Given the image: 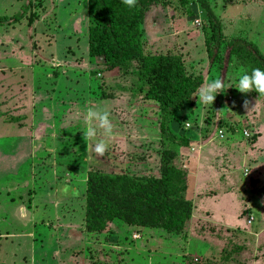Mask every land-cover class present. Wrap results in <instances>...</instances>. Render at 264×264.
Instances as JSON below:
<instances>
[{
  "label": "rangeland",
  "instance_id": "rangeland-1",
  "mask_svg": "<svg viewBox=\"0 0 264 264\" xmlns=\"http://www.w3.org/2000/svg\"><path fill=\"white\" fill-rule=\"evenodd\" d=\"M156 1L141 35L131 39L140 45L138 56L133 48L122 67L104 71L88 56V0H0V132L21 138L15 157L0 153V264H264V94L236 90L251 64L232 62L224 71L231 40L264 57V0H206L222 30L213 64L197 1ZM158 55L179 56L187 73L204 82L225 74L224 93L212 105L200 101L198 90L170 123L174 135L202 142L200 150L216 148L200 193L193 185L198 158L161 136L159 106L145 98L143 66ZM14 98L23 103L18 112L9 106ZM89 108L110 113L111 137L98 126L95 139L84 134ZM4 124L23 126L24 137ZM100 139L108 150L97 158L85 147ZM166 151L189 179L193 210L184 232L120 219L89 232V177H159ZM209 199L216 213L199 204Z\"/></svg>",
  "mask_w": 264,
  "mask_h": 264
},
{
  "label": "trees",
  "instance_id": "trees-1",
  "mask_svg": "<svg viewBox=\"0 0 264 264\" xmlns=\"http://www.w3.org/2000/svg\"><path fill=\"white\" fill-rule=\"evenodd\" d=\"M196 1L202 20L208 23L204 25V31L210 33L205 46L213 64L218 57L222 41L221 24L206 0ZM157 5L159 4L156 0H137L134 8H128L122 0H88L89 59L101 60L103 70L112 71L122 67L130 59L131 49H137V57L140 45L138 41L131 39L141 35L140 27L149 9ZM32 22L30 17V23ZM227 48L225 74H228L232 62L237 66L245 63L264 69V57L258 53L255 46L241 39H234L228 43ZM143 69L148 86L145 98L155 101L159 106L161 136L170 144L177 143L182 148L188 147L191 137H178L171 133L170 123L203 85V77L189 75L182 59L173 55L153 56ZM225 74L221 72L219 79L223 81ZM164 154L159 177L90 176L86 229L89 232L106 231L114 219H120L133 227L181 235L193 210L191 202L186 199L189 179L178 164L179 158H175L174 152L166 151Z\"/></svg>",
  "mask_w": 264,
  "mask_h": 264
},
{
  "label": "clouds",
  "instance_id": "clouds-1",
  "mask_svg": "<svg viewBox=\"0 0 264 264\" xmlns=\"http://www.w3.org/2000/svg\"><path fill=\"white\" fill-rule=\"evenodd\" d=\"M122 3L128 8H134L137 0H122ZM224 83L220 79L213 80L199 89V99L205 105H212L218 94L224 93ZM237 91L240 93L255 92L258 95L264 94V69L253 68L250 71H243L237 81ZM247 107V103H245ZM85 120L88 123L86 132L84 133L90 140L97 137V126L103 130L106 137L113 134V123L110 119L108 111H100L89 108L87 110ZM96 126H93V125ZM89 153H95L97 158L103 157L108 150V144L104 139L97 140L95 143L86 145Z\"/></svg>",
  "mask_w": 264,
  "mask_h": 264
},
{
  "label": "crops",
  "instance_id": "crops-1",
  "mask_svg": "<svg viewBox=\"0 0 264 264\" xmlns=\"http://www.w3.org/2000/svg\"><path fill=\"white\" fill-rule=\"evenodd\" d=\"M203 76V75H202ZM208 82L206 81V79H205V82L203 83V85H205V84H207ZM202 85V86H203ZM201 86V87H202ZM200 87V88H201ZM199 88V89H200ZM198 89V90H199ZM198 92V91H197ZM23 103L22 102H20V101H17V98H14L12 101H10L9 102V106L10 107H14V105H15V107L17 108V112H18V107H20V108H22L23 107V105H22ZM5 125V124H4ZM6 126V128H11V129H17L18 130V132L19 131H21V133H20V135L18 134V137L19 136H21L22 138L24 137V128H23V126H21V125H16L15 127H12L13 125H11V126H9L8 124H6L5 125ZM3 130V129H2ZM8 131H9V129H7ZM0 141H2V140H4V144H7V147H4V144H3V146H1L0 145V149H1V155L3 156V154H7V155H11V156H16V149H15V147H17L18 145H19V142H20V139L21 138H18V140L17 141H15V139L13 138V137H9V135L7 134V133H4V132H0ZM203 147L204 146V144L202 143V142H199V143H197L195 140H191V142L189 143V146H188V148H182L181 150H180V152L182 151V153H183V156H190V154L191 153H193V158L194 157H197L198 158V161H196L197 163V165H196V173H195V177H193V179H194V182H193V185L195 186V188H197V190H198V192H199V190H200V186H201V184H205L204 183V181L206 182L207 181V178L209 179L210 178V173H212V172H210V170H212L215 166H214V164H212V165H210V166H208L207 164H208V161H213L212 159V157H214L213 155H211L210 153L211 152H213L214 150H216V148H214V147H209L208 145L206 146L207 148L205 149V150H203L204 149V147H203V151L202 150H200L201 148L200 147ZM20 152V151H19ZM191 152V153H190ZM182 155V154H181ZM207 161V162H206ZM210 167V168H209ZM260 167H264L263 166V163L260 165ZM19 171V170H18ZM206 172H208V175H205V173ZM216 172V171H215ZM197 180V181H196ZM196 183H198V184H196ZM207 183V182H206ZM203 186V185H202ZM192 188V187H191ZM196 192V191H195ZM200 193V192H199ZM198 193V194H199ZM201 193H203V192H201ZM196 195H198L197 193H195ZM223 197V196H222ZM204 199H206V196L203 198V200ZM222 199V198H221ZM203 200H200L199 201V204L201 205V207L202 208H207V209H211L212 211H214L215 212V209H216V207H215V205L214 204H212L211 202H215V201H213V200H211V199H209L210 200V202L209 201H206V202H202ZM205 203H208L209 204V206L208 207H205V206H203V204H205ZM199 204H197V205H199ZM211 206V207H210ZM213 208V209H212ZM216 213V212H215ZM215 213H214V217H215ZM216 218V217H215ZM228 217H225V218H223V219H221V220H219V221H221V222H224V221H222V220H226ZM154 231V230H153Z\"/></svg>",
  "mask_w": 264,
  "mask_h": 264
},
{
  "label": "built area",
  "instance_id": "built-area-1",
  "mask_svg": "<svg viewBox=\"0 0 264 264\" xmlns=\"http://www.w3.org/2000/svg\"><path fill=\"white\" fill-rule=\"evenodd\" d=\"M186 128H189V126L186 125ZM219 134H223V133L220 131ZM245 136H246V137H249V134L246 132V133H245ZM252 222H253V218H251L250 220H248V223H247V224H251Z\"/></svg>",
  "mask_w": 264,
  "mask_h": 264
}]
</instances>
